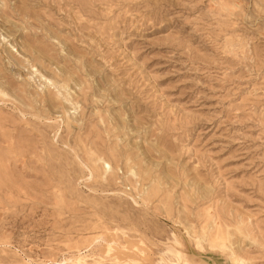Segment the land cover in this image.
I'll return each instance as SVG.
<instances>
[{
	"label": "rangeland",
	"instance_id": "1",
	"mask_svg": "<svg viewBox=\"0 0 264 264\" xmlns=\"http://www.w3.org/2000/svg\"><path fill=\"white\" fill-rule=\"evenodd\" d=\"M0 264H264V0H0Z\"/></svg>",
	"mask_w": 264,
	"mask_h": 264
}]
</instances>
